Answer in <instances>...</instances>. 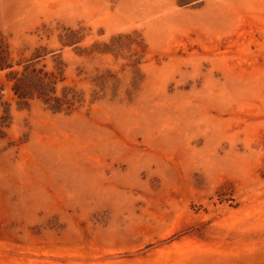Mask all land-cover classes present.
I'll list each match as a JSON object with an SVG mask.
<instances>
[{
  "label": "rangeland",
  "instance_id": "rangeland-1",
  "mask_svg": "<svg viewBox=\"0 0 264 264\" xmlns=\"http://www.w3.org/2000/svg\"><path fill=\"white\" fill-rule=\"evenodd\" d=\"M0 33L80 96L0 72V264H264V0H0Z\"/></svg>",
  "mask_w": 264,
  "mask_h": 264
},
{
  "label": "trees",
  "instance_id": "trees-1",
  "mask_svg": "<svg viewBox=\"0 0 264 264\" xmlns=\"http://www.w3.org/2000/svg\"><path fill=\"white\" fill-rule=\"evenodd\" d=\"M10 47L8 40L0 33V72L9 71L7 78L13 83L12 90L16 98L21 102L37 98L42 100L54 112H71L74 106L79 103L80 96L73 90L64 94L62 98L56 96L58 77L55 73L45 71L44 68H37L34 64H29L19 72L13 70ZM0 98V109L4 108V114L0 118V126H9L11 120L10 108L7 103H2ZM6 127V126H5Z\"/></svg>",
  "mask_w": 264,
  "mask_h": 264
}]
</instances>
